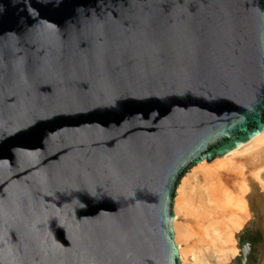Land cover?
Instances as JSON below:
<instances>
[{"label": "water", "instance_id": "1", "mask_svg": "<svg viewBox=\"0 0 264 264\" xmlns=\"http://www.w3.org/2000/svg\"><path fill=\"white\" fill-rule=\"evenodd\" d=\"M263 132L264 0H0V264H182V179Z\"/></svg>", "mask_w": 264, "mask_h": 264}, {"label": "bare ground", "instance_id": "2", "mask_svg": "<svg viewBox=\"0 0 264 264\" xmlns=\"http://www.w3.org/2000/svg\"><path fill=\"white\" fill-rule=\"evenodd\" d=\"M252 188L264 196V132L222 158L204 160L182 179L173 222L182 264L189 258L208 264L205 252L218 264L241 255L235 234L253 219L247 202Z\"/></svg>", "mask_w": 264, "mask_h": 264}, {"label": "flooded vegetation", "instance_id": "3", "mask_svg": "<svg viewBox=\"0 0 264 264\" xmlns=\"http://www.w3.org/2000/svg\"><path fill=\"white\" fill-rule=\"evenodd\" d=\"M249 241L251 243L250 250L248 253L247 264H256L259 260L260 246L262 244V236L260 233L246 232L241 237V243Z\"/></svg>", "mask_w": 264, "mask_h": 264}, {"label": "rangeland", "instance_id": "4", "mask_svg": "<svg viewBox=\"0 0 264 264\" xmlns=\"http://www.w3.org/2000/svg\"><path fill=\"white\" fill-rule=\"evenodd\" d=\"M186 218H184L183 220H185ZM190 220V219H189ZM191 222H189L190 224ZM237 245H238V241H237ZM239 252H241V250H239ZM202 257L204 258V260H206L208 262V264H218V261H215V259L210 257V254L205 252L201 254ZM188 264H194L193 261L189 258ZM264 264V263H263Z\"/></svg>", "mask_w": 264, "mask_h": 264}]
</instances>
